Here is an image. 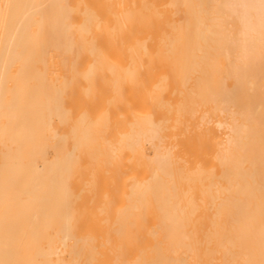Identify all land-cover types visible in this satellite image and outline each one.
Masks as SVG:
<instances>
[{
    "label": "bare ground",
    "instance_id": "1",
    "mask_svg": "<svg viewBox=\"0 0 264 264\" xmlns=\"http://www.w3.org/2000/svg\"><path fill=\"white\" fill-rule=\"evenodd\" d=\"M0 264H264V0H0Z\"/></svg>",
    "mask_w": 264,
    "mask_h": 264
},
{
    "label": "rangeland",
    "instance_id": "2",
    "mask_svg": "<svg viewBox=\"0 0 264 264\" xmlns=\"http://www.w3.org/2000/svg\"><path fill=\"white\" fill-rule=\"evenodd\" d=\"M217 141H218V139H217Z\"/></svg>",
    "mask_w": 264,
    "mask_h": 264
}]
</instances>
